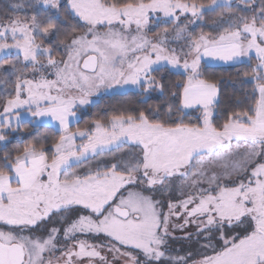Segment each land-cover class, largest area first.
Returning a JSON list of instances; mask_svg holds the SVG:
<instances>
[{"label":"snow or ice","instance_id":"6c2138e0","mask_svg":"<svg viewBox=\"0 0 264 264\" xmlns=\"http://www.w3.org/2000/svg\"><path fill=\"white\" fill-rule=\"evenodd\" d=\"M10 7L0 264H264V0ZM213 61L241 69L233 108ZM132 89L137 106L79 126L100 98ZM43 126L57 134L30 131ZM17 133L27 138L11 148Z\"/></svg>","mask_w":264,"mask_h":264},{"label":"trees","instance_id":"16d2710c","mask_svg":"<svg viewBox=\"0 0 264 264\" xmlns=\"http://www.w3.org/2000/svg\"><path fill=\"white\" fill-rule=\"evenodd\" d=\"M1 2L2 0H0V3ZM203 2L207 3V0H203ZM28 11H31V9H29ZM209 67L211 71L216 75V77L220 80L222 108L229 109L235 107L237 101L244 99V93L247 91V89H241L240 86L236 83L237 72L241 70L240 67L234 65ZM132 92H134V90H130L127 95H108L100 98L98 100V108L89 107V109L81 113L82 119L78 121L79 126L84 127L89 120L95 118L97 112L104 113L110 110L111 108L119 107L124 104H129V102H131L130 106H137V103L142 98L131 94ZM148 103L162 104L163 98L158 97V94H153V97L148 100ZM30 131H34L37 135L40 136H55L57 134L55 129L51 126H43L38 129H30ZM26 138V135L22 138L21 134H15L14 138H12V143L9 145V147L14 148L20 146L22 140Z\"/></svg>","mask_w":264,"mask_h":264},{"label":"rangeland","instance_id":"374dc122","mask_svg":"<svg viewBox=\"0 0 264 264\" xmlns=\"http://www.w3.org/2000/svg\"><path fill=\"white\" fill-rule=\"evenodd\" d=\"M15 2V0H2V2L0 3V13H3L4 11H7L8 13L10 12H12V9H11V7H10V5L12 4V3H14ZM9 13V14H10ZM208 23H211V19L209 18L208 19ZM198 30V29H197ZM205 30H208L207 28L205 29ZM132 90H134V89H132ZM130 91V90H129ZM109 95H111V94H109ZM177 235H179V233H177ZM172 247L174 248V249H176V250H179V251H183V249L185 248V247H187L186 245H183V244H181L180 242H177V243H175V244H172Z\"/></svg>","mask_w":264,"mask_h":264},{"label":"crops","instance_id":"0c3cea01","mask_svg":"<svg viewBox=\"0 0 264 264\" xmlns=\"http://www.w3.org/2000/svg\"><path fill=\"white\" fill-rule=\"evenodd\" d=\"M209 66H231V64H224L222 62H210Z\"/></svg>","mask_w":264,"mask_h":264}]
</instances>
